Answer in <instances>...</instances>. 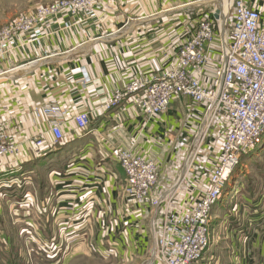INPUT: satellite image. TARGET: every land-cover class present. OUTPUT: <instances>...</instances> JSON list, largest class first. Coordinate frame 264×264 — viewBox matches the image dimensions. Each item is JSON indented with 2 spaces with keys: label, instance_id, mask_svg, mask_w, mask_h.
<instances>
[{
  "label": "crops",
  "instance_id": "crops-1",
  "mask_svg": "<svg viewBox=\"0 0 264 264\" xmlns=\"http://www.w3.org/2000/svg\"><path fill=\"white\" fill-rule=\"evenodd\" d=\"M210 1L107 0L99 12L102 22L84 19L79 14L69 18L70 28L59 30L58 22L53 21L44 32L54 34L39 43L22 45L9 61L0 64V128L20 144L15 158L6 161L5 171L13 170L14 166L20 168L31 160L38 164L33 171L47 169L44 184L40 183L42 187L38 189L42 194L47 189L45 185L49 187L46 214L49 235L55 237L57 232L82 235L89 228L100 229L105 221H112L108 227L113 231L126 222L132 229L143 227L128 212L134 207L126 204L123 195L124 171L111 154L115 146L131 148L135 155L156 160L158 184L163 189L175 184L182 167L178 171L168 164L167 147L162 142L164 131L168 126L184 127L186 135L192 137L201 129L203 106L188 96L177 97L164 113L146 125L132 104L110 111H103L101 106L114 88L123 86L137 71L157 73L192 28L198 14L211 9ZM247 2L264 19V0ZM225 5L218 0L221 10ZM83 72L90 78L85 85L79 83ZM53 100L73 113L89 110L93 133L78 130L70 122L63 126L60 144L53 145L50 134L45 133V145L37 147L33 137L39 130L45 131L46 118L36 116L34 110ZM221 142L222 135L211 140L198 168L202 169L200 175L190 176L193 196L206 186L208 169L216 160ZM178 191L174 193L177 202L182 197ZM260 209L247 217L248 221H255V226L247 227L244 233L249 238L248 244L258 241L259 250L264 253V214L259 213ZM93 221L97 226L91 225ZM110 240L121 242L113 236ZM58 243L54 241V245Z\"/></svg>",
  "mask_w": 264,
  "mask_h": 264
},
{
  "label": "built area",
  "instance_id": "built-area-1",
  "mask_svg": "<svg viewBox=\"0 0 264 264\" xmlns=\"http://www.w3.org/2000/svg\"><path fill=\"white\" fill-rule=\"evenodd\" d=\"M104 1L54 0L1 27L0 64L9 61L22 45L39 43L54 34L44 32L53 21L58 22L59 30L70 28L69 18L79 14L84 19L102 22L99 12ZM216 8L198 14L192 28L186 31L185 38L157 73L137 71L123 86L114 88L101 106L103 111H110L132 104L146 125L164 113L175 98L188 96L203 106L200 128L207 122L206 132L218 115L224 114L226 128L206 186L198 198L192 197L189 191L178 205L173 201L174 193L183 183L191 189L186 174L192 166L193 144L185 159L186 173L175 183L176 191L168 193L174 184L156 197L152 192L159 177L158 162L135 155L131 148H112L114 160L124 171L122 190L126 204L134 207L128 210L129 214L142 215L159 206L154 264L202 263L211 237V211L225 180L241 155L264 133V19L247 0H233L229 23L227 17L224 22L222 18H214ZM89 81L83 72L79 83L85 85ZM34 111L36 116L46 118L45 131L39 130L33 137L37 147L45 145V133L50 134L53 145L60 144L64 138L63 126L70 122L78 130L93 133L91 112L86 108L73 113L53 100ZM170 136L166 129L164 139ZM19 148V142L0 128V174L6 172V161L13 160Z\"/></svg>",
  "mask_w": 264,
  "mask_h": 264
},
{
  "label": "rangeland",
  "instance_id": "rangeland-1",
  "mask_svg": "<svg viewBox=\"0 0 264 264\" xmlns=\"http://www.w3.org/2000/svg\"><path fill=\"white\" fill-rule=\"evenodd\" d=\"M53 1L0 0V28ZM223 1L227 4L225 10L229 23L232 19L230 8L233 0H222V5ZM106 2L107 0L103 5ZM209 6L211 9L218 7V0H211ZM225 128V117L221 112L209 126L203 139L202 135L195 139L193 148L191 145L197 132L191 137L186 135L187 129L184 127L178 129L168 126L171 136L162 140L167 147L168 164L177 167V170L182 167L183 170L187 154L193 148L190 159L192 166L186 174L187 183H190V176L197 177L202 171L198 168L202 164L203 155L209 149L207 145L211 140L223 136ZM214 164L208 169L209 173L216 165ZM36 165V161H26L20 168L14 166L13 170L0 174V264H154L152 229H157L158 211L154 215L156 207L145 218L144 214L135 215L138 220L136 221H140V226L143 225L138 229L134 226L132 229L126 222L125 226L113 231L108 227L112 221H105V225L98 229L97 222L93 221L91 225L97 226L96 231L89 228L82 235L80 232H65L60 235L57 232L55 237L51 233L49 235L46 230L49 187L45 185L47 189L42 190V194L38 189L42 187L40 183L44 184L43 176L47 169L33 171L34 167L37 168ZM158 181L152 192L155 197L170 189H163ZM189 191L190 188L183 183L177 194L182 196V200L189 195ZM198 195L191 194L194 198H198ZM44 197L48 198L41 202L40 198ZM173 201L177 205L180 202H177L176 197ZM93 208L97 206L94 205ZM259 208V213L264 214V133L248 152L241 155L225 180L223 190L211 211V237L201 264H264V253L259 250L261 246L258 241L249 245V238L244 233L247 227L255 226V221H248L247 217ZM41 224L44 231L41 230ZM111 236L121 242L111 241ZM54 241H59L57 246Z\"/></svg>",
  "mask_w": 264,
  "mask_h": 264
},
{
  "label": "water",
  "instance_id": "water-1",
  "mask_svg": "<svg viewBox=\"0 0 264 264\" xmlns=\"http://www.w3.org/2000/svg\"><path fill=\"white\" fill-rule=\"evenodd\" d=\"M213 16H214L215 19H220V18H222V17H221V12H220V8H219V7H217V8L215 9V12H214ZM185 172H186V171H185V168H183V170H182V172H181V174H180V177H179V180H178L177 184L182 180V178H183ZM177 184H175V185H174V186L168 191V193L171 192V191H173V189L176 187ZM162 200H163V197H162V199H161V202H162ZM158 208H159V206L156 207V211H155V214H154V215H156V212L158 211ZM152 232H153V240H154V248H153V254H152V255L154 256V255H155V238H156V230H155L154 227H153V229H152Z\"/></svg>",
  "mask_w": 264,
  "mask_h": 264
},
{
  "label": "bare ground",
  "instance_id": "bare-ground-1",
  "mask_svg": "<svg viewBox=\"0 0 264 264\" xmlns=\"http://www.w3.org/2000/svg\"><path fill=\"white\" fill-rule=\"evenodd\" d=\"M233 3V2H232ZM227 6V4L224 6V8H223V10H221L220 9V12H221V16H222V19H223V22H224V20H225V18L227 17V12H226V10H225V7ZM230 10H231V8H230ZM223 30H224V28H223ZM207 126H208V123L207 122H205V124H204V126H202L201 127V129H200V131L198 132V133H196L197 135H195V137H194V140H193V145H194V141H195V139H197V137L199 138L201 135H202V139H203V137H204V135H205V132H206V128H207ZM201 139V140H202ZM201 140H199V143H200V141ZM198 143V142H197ZM198 143V144H199Z\"/></svg>",
  "mask_w": 264,
  "mask_h": 264
}]
</instances>
